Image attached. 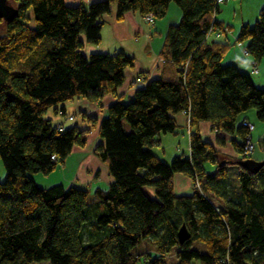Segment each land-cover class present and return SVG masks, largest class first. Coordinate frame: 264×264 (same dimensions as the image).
I'll list each match as a JSON object with an SVG mask.
<instances>
[{"label":"trees","instance_id":"obj_1","mask_svg":"<svg viewBox=\"0 0 264 264\" xmlns=\"http://www.w3.org/2000/svg\"><path fill=\"white\" fill-rule=\"evenodd\" d=\"M9 1L17 14L0 19V264H136L141 257L143 264H168L170 255L173 264H264V165L251 173L238 163L251 156L243 154L246 126H235L249 108L264 121V87L222 64L238 43L264 62V6L229 43L207 40L211 26L230 30L216 19V0ZM171 2L181 17L167 26L160 75L141 72L143 85L118 96L134 58L123 51L85 55L83 45L99 42L111 3L122 19L128 11L161 18ZM105 94L116 96L106 115L83 116L101 139L92 153L111 179L106 188L88 201L82 187L38 186L31 175L52 172L88 132L58 128L47 109L64 116L62 103ZM179 112L189 118V154L165 162L152 148L160 133L174 132ZM201 121L211 123L214 142L200 134ZM226 142L237 152L229 160L216 147ZM175 173L191 178L190 192L174 191ZM182 225L189 238L179 243ZM143 241L152 248L135 251Z\"/></svg>","mask_w":264,"mask_h":264},{"label":"crops","instance_id":"obj_2","mask_svg":"<svg viewBox=\"0 0 264 264\" xmlns=\"http://www.w3.org/2000/svg\"><path fill=\"white\" fill-rule=\"evenodd\" d=\"M67 4H76L78 2L89 3L95 0H64ZM220 5V4H219ZM242 3H239V6ZM264 5L258 3L254 6V13ZM219 11V8H218ZM252 12V15H253ZM255 13V14H256ZM254 14V15H255ZM181 17V10L175 3H169L163 17L156 18L154 23L149 24L136 11H128L123 15L122 19L116 18V4L111 3L109 12L101 18L102 25L99 30V42L97 44L85 43L82 52L87 55L89 53H114L123 51L134 58L132 67L124 70V82L117 89V95L131 96L136 88L143 85L144 78L140 75L145 72L147 78H156L160 75L162 59L159 51L162 47L166 29L169 24L177 23ZM218 20V18L216 17ZM220 21V20H219ZM250 21V20H246ZM222 22V21H221ZM240 23H245L241 18ZM249 23V22H247ZM229 23L222 22V26L226 28ZM234 29L230 25V30L226 31L217 26L207 35V40H220L233 43L237 33L229 32ZM238 32V30H237ZM250 56H244L241 47L233 44L222 58V64H234L239 69L248 72L251 75V66L249 64ZM259 72L256 74L255 83L259 87H264V62L258 63ZM116 96L105 94L96 101L87 100L84 97H77L71 101L62 103L64 108V116L53 113L54 124H61L63 127L68 125H76L78 128H88L85 135V143L83 146H73L70 153L66 156L62 164L48 175L32 174L31 178L40 187H47L54 184H62L63 186H76L85 188L89 196L96 188L105 189L110 182V177L106 167L92 153L93 146L100 142L97 136L96 127H89L83 115L94 116L100 120L106 115V107L114 101ZM73 115V119H66L65 116ZM176 129L174 132L160 133L159 142L152 148V151L163 161L170 162L174 156L188 155L189 146V125L188 116L184 112L175 115ZM245 121L253 124L250 131L251 139L255 142V149L251 154V158L255 160L264 159V121H258L255 118L254 111L248 110L239 113L235 118V126L244 125ZM69 122V124H68ZM237 126V127H238ZM200 134L205 140L214 142V130L209 121H201L198 124ZM234 137L241 142V138L234 134ZM221 152L228 157L237 156V152L232 144L226 142L222 146H216ZM208 172L214 170L212 164L205 166ZM3 171H0V178ZM192 180L190 177L175 173L173 175V187L177 194L188 193L192 190ZM152 196L151 191H148ZM173 257V256H172Z\"/></svg>","mask_w":264,"mask_h":264},{"label":"rangeland","instance_id":"obj_3","mask_svg":"<svg viewBox=\"0 0 264 264\" xmlns=\"http://www.w3.org/2000/svg\"><path fill=\"white\" fill-rule=\"evenodd\" d=\"M263 1L264 0H228V1L223 2V3H221L219 5V11L216 12V17L218 18V20H220L222 22H225V23L227 22L230 25L234 26V29L233 30L231 29V31L229 32V36H230L231 32H236L237 33V30L239 29V27L241 25V23H240L241 18L244 19L245 23L249 22L248 24H250V25L254 23V21H255V19L257 17L258 10L264 5H262L257 10V13H256V9H255V13L256 14L253 12L254 11V6H256V4H258V3H263ZM239 3H242V6L241 5L239 6ZM252 12H253V15H252ZM143 17H144V15H143ZM246 20H250V21H246ZM0 32H2V24H0ZM254 77H256V74H252L251 73V78H252L253 82L255 83V81H254L255 78ZM248 110L254 111V115H255L254 108H249V109H247L245 111H248ZM245 111H243V112H245ZM44 116L46 118L51 119V124H54L53 113H52V110L50 108L47 109V111H46ZM255 118H256V115H255ZM68 124H69V122H68ZM124 125H125V127H127L126 123H124ZM237 126L238 125H236V127ZM1 169L3 171V175L0 178V180L3 179V177H4V170H3V167H2V164H1V160H0V171H1ZM231 170H233L232 167L229 169V172ZM229 177H231V179H232L231 174H229ZM91 198L92 197L89 196L88 201H90ZM195 245L200 247V245L197 244V243H195ZM151 248H152V245L150 243H148L147 241H143L141 244H139L135 248V251L140 252V251H144V249H151ZM172 256L173 255H170V256H168L166 258V261H167L168 264H173V263L176 262V258L172 257ZM26 264H49V263L47 261L43 260V261H31V262H28ZM136 264H143L142 257L136 262Z\"/></svg>","mask_w":264,"mask_h":264},{"label":"water","instance_id":"obj_4","mask_svg":"<svg viewBox=\"0 0 264 264\" xmlns=\"http://www.w3.org/2000/svg\"><path fill=\"white\" fill-rule=\"evenodd\" d=\"M16 14L17 10L15 6L9 0H0V19L2 21H10L15 17ZM238 163L245 167L249 172L256 173L264 165V159L255 160L253 158H250ZM177 235L179 243H183L186 239L189 238V232L184 225L179 228Z\"/></svg>","mask_w":264,"mask_h":264},{"label":"built area","instance_id":"obj_5","mask_svg":"<svg viewBox=\"0 0 264 264\" xmlns=\"http://www.w3.org/2000/svg\"><path fill=\"white\" fill-rule=\"evenodd\" d=\"M226 1H228V0H216V3H218V4H221V3H223V2H226ZM144 19L149 23V24H151V23H154V21H155V16L152 14V13H148V14H146V15H144ZM214 27L215 26H211L208 30H207V32H206V36L207 35H209V33L214 29ZM238 45L241 47V51H242V54L244 55V56H248V54H247V51H246V49L244 48V46H243V44L242 43H238ZM249 64H250V66H251V73L252 74H257L258 72H259V67H258V63H257V61L256 60H254V59H252V58H250V61H249ZM66 117V119H69V120H72L73 119V115H67V116H65ZM188 123H189V118H188ZM244 125L246 126V128H247V135H246V137H245V141H244V148H243V150H244V152H243V154L244 155H248V156H251V154L253 153V151H254V149H255V142L254 141H252V139H251V135H250V131L253 129V124H251L250 122H248V121H245V123H244ZM58 126V128H60L59 126H61V125H57ZM51 158H53V157H51ZM199 185H198V182L197 181H195V187H198Z\"/></svg>","mask_w":264,"mask_h":264}]
</instances>
